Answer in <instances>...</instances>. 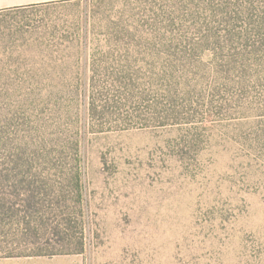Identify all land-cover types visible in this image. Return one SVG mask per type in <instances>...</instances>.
<instances>
[{
    "label": "rangeland",
    "instance_id": "374dc122",
    "mask_svg": "<svg viewBox=\"0 0 264 264\" xmlns=\"http://www.w3.org/2000/svg\"><path fill=\"white\" fill-rule=\"evenodd\" d=\"M35 253L264 264V0H0V259Z\"/></svg>",
    "mask_w": 264,
    "mask_h": 264
},
{
    "label": "crops",
    "instance_id": "0c3cea01",
    "mask_svg": "<svg viewBox=\"0 0 264 264\" xmlns=\"http://www.w3.org/2000/svg\"><path fill=\"white\" fill-rule=\"evenodd\" d=\"M6 261H18L19 264H79L77 258L70 256L5 258L0 259V264Z\"/></svg>",
    "mask_w": 264,
    "mask_h": 264
},
{
    "label": "trees",
    "instance_id": "16d2710c",
    "mask_svg": "<svg viewBox=\"0 0 264 264\" xmlns=\"http://www.w3.org/2000/svg\"><path fill=\"white\" fill-rule=\"evenodd\" d=\"M51 256H55V254H43V253H35L32 255H27V256H15V255H9V256H5L3 258H21V257H51Z\"/></svg>",
    "mask_w": 264,
    "mask_h": 264
}]
</instances>
